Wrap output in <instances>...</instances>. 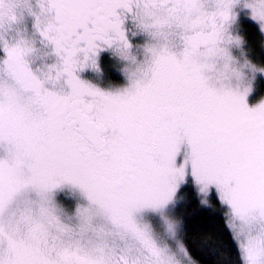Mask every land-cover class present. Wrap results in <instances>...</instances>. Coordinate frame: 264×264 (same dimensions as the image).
<instances>
[{
  "label": "snow or ice",
  "instance_id": "1",
  "mask_svg": "<svg viewBox=\"0 0 264 264\" xmlns=\"http://www.w3.org/2000/svg\"><path fill=\"white\" fill-rule=\"evenodd\" d=\"M245 22L264 0H0V264H203L192 204L264 264Z\"/></svg>",
  "mask_w": 264,
  "mask_h": 264
},
{
  "label": "trees",
  "instance_id": "2",
  "mask_svg": "<svg viewBox=\"0 0 264 264\" xmlns=\"http://www.w3.org/2000/svg\"><path fill=\"white\" fill-rule=\"evenodd\" d=\"M243 34L248 41L250 57L257 63H264L262 38L257 35L254 26L244 29ZM107 68L109 69V66L105 62V70ZM178 210L179 216H187L189 219L192 246L196 249H207L212 253L203 257V264H233L235 249L218 213L200 210L195 204L183 205Z\"/></svg>",
  "mask_w": 264,
  "mask_h": 264
},
{
  "label": "flooded vegetation",
  "instance_id": "3",
  "mask_svg": "<svg viewBox=\"0 0 264 264\" xmlns=\"http://www.w3.org/2000/svg\"><path fill=\"white\" fill-rule=\"evenodd\" d=\"M251 26H253L251 23H248V22H245V23H243L242 24V32L244 31V29H246V28H250ZM257 35L259 36V37H261L258 33H257ZM262 39H264L263 37H261ZM256 59H260L259 57H256ZM107 72H111V69L109 68H107V70H106ZM260 77V76H259ZM262 80H263V78L262 77H260ZM258 90H256L255 89V101H257L258 99L257 98H261V97H264V83H263V86H261V85H259V86H257L256 87ZM257 97V98H256ZM254 101V102H255Z\"/></svg>",
  "mask_w": 264,
  "mask_h": 264
},
{
  "label": "rangeland",
  "instance_id": "4",
  "mask_svg": "<svg viewBox=\"0 0 264 264\" xmlns=\"http://www.w3.org/2000/svg\"><path fill=\"white\" fill-rule=\"evenodd\" d=\"M260 77H262L263 80ZM260 77L258 76V78L256 79V81L254 83V92H253L252 96L250 97V101H252V102L255 101V89L258 90L256 87L259 86V85L263 86V83H264V76H260ZM257 99H259V98H257ZM69 201H70V199H69ZM177 215L179 216V210L178 209H177Z\"/></svg>",
  "mask_w": 264,
  "mask_h": 264
},
{
  "label": "clouds",
  "instance_id": "5",
  "mask_svg": "<svg viewBox=\"0 0 264 264\" xmlns=\"http://www.w3.org/2000/svg\"><path fill=\"white\" fill-rule=\"evenodd\" d=\"M260 75H264V73L260 74ZM251 78V77H250ZM253 83H255V79H253Z\"/></svg>",
  "mask_w": 264,
  "mask_h": 264
}]
</instances>
